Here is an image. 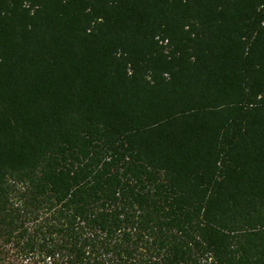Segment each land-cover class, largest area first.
I'll return each mask as SVG.
<instances>
[{
	"label": "trees",
	"instance_id": "obj_1",
	"mask_svg": "<svg viewBox=\"0 0 264 264\" xmlns=\"http://www.w3.org/2000/svg\"><path fill=\"white\" fill-rule=\"evenodd\" d=\"M0 264H264V0H0Z\"/></svg>",
	"mask_w": 264,
	"mask_h": 264
}]
</instances>
